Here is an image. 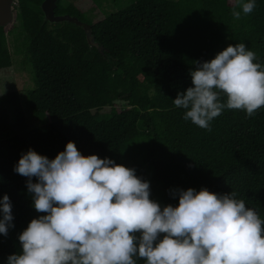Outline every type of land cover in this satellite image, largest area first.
<instances>
[{
  "label": "trees",
  "instance_id": "16d2710c",
  "mask_svg": "<svg viewBox=\"0 0 264 264\" xmlns=\"http://www.w3.org/2000/svg\"><path fill=\"white\" fill-rule=\"evenodd\" d=\"M42 1L13 0L16 25L0 27V69L10 66V33L32 80L26 102L48 119L28 129L18 94L0 95V200L9 197L13 216L7 235L0 234V264L22 254L19 235L45 215L35 210L27 178L14 167L29 149L51 160L69 141L84 156L135 169L161 208L178 206L175 190L206 188L235 193L264 220V106L252 117L225 108L208 131L184 120L186 110L173 103L193 86L190 72L229 45L244 43L264 68V0L239 20L231 14L237 0L212 7L203 0H134L94 23L57 0L54 15L83 27L48 23ZM115 103L121 110L101 112Z\"/></svg>",
  "mask_w": 264,
  "mask_h": 264
},
{
  "label": "clouds",
  "instance_id": "9594fccd",
  "mask_svg": "<svg viewBox=\"0 0 264 264\" xmlns=\"http://www.w3.org/2000/svg\"><path fill=\"white\" fill-rule=\"evenodd\" d=\"M255 7V0H237L231 14L239 20ZM256 59L238 43L198 64L190 72L193 86L173 100L186 110L184 120L211 131L225 108L254 116L264 106V68ZM14 171L27 178L33 206L45 215L19 235L22 254L10 255L7 264H137L136 258L145 264H264V220L235 193L178 189V206L161 208L135 169L84 156L71 141L51 160L29 149ZM0 214V234L7 235L13 226L7 195Z\"/></svg>",
  "mask_w": 264,
  "mask_h": 264
},
{
  "label": "rangeland",
  "instance_id": "374dc122",
  "mask_svg": "<svg viewBox=\"0 0 264 264\" xmlns=\"http://www.w3.org/2000/svg\"><path fill=\"white\" fill-rule=\"evenodd\" d=\"M133 2L134 0H61L60 6L65 11L78 10L84 20L94 23ZM203 3L210 7L217 4L216 0H203ZM15 25L16 23L11 20L3 28L8 31L11 26ZM5 39L11 62L8 68L0 69V95L8 92H16L18 94L28 129L44 125L48 122L47 117L45 115H36L26 102L27 92L32 88L30 73L21 64L22 56L15 52L12 35L6 33ZM87 40L91 44L89 37H87ZM122 107V103H115L113 107L101 109V112L118 111Z\"/></svg>",
  "mask_w": 264,
  "mask_h": 264
},
{
  "label": "water",
  "instance_id": "95a60500",
  "mask_svg": "<svg viewBox=\"0 0 264 264\" xmlns=\"http://www.w3.org/2000/svg\"><path fill=\"white\" fill-rule=\"evenodd\" d=\"M57 0H43L40 4V10L44 19L48 23L72 22L78 26H82L76 18L68 15H54V9ZM12 4L13 0H0V27H4L12 20Z\"/></svg>",
  "mask_w": 264,
  "mask_h": 264
}]
</instances>
